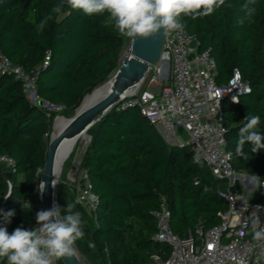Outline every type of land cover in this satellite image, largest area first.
Segmentation results:
<instances>
[{
    "label": "trees",
    "instance_id": "1",
    "mask_svg": "<svg viewBox=\"0 0 264 264\" xmlns=\"http://www.w3.org/2000/svg\"><path fill=\"white\" fill-rule=\"evenodd\" d=\"M246 2L225 0L211 15L195 20L183 16L181 22L196 37L197 49L208 50L215 60L218 83L225 82L233 68L248 82L250 90L238 102L223 103L225 147L234 171H251L264 181V149L252 153L246 143L237 152L238 132L247 115L260 116L258 128L264 132V0H256L257 12L251 19L243 10ZM57 3L0 0V52L24 71H37V95L62 104L63 113H72L86 93L118 68L115 49L127 37L103 25L107 13L88 16L65 5L60 14H52ZM48 15L53 19L38 30ZM22 88L12 75L0 74V154L14 163L13 171L0 170V227L9 233L17 227L31 230V217L41 211L39 176L47 127L56 115L46 118ZM86 133L90 140L78 169L88 173L96 208L89 213L76 204L70 187L68 198L60 189L56 197L62 214L67 204L85 214V236L76 247L86 260L145 264L150 254L166 252L167 246L153 239L157 226L153 213L161 197L169 209L170 228L179 236L197 226L207 229L220 223L226 202L218 193L227 181L215 178L188 145L167 144L138 107L113 108ZM231 188L241 191L238 185ZM12 210L15 215L8 223L4 213ZM0 264H7L6 258H0Z\"/></svg>",
    "mask_w": 264,
    "mask_h": 264
},
{
    "label": "built area",
    "instance_id": "2",
    "mask_svg": "<svg viewBox=\"0 0 264 264\" xmlns=\"http://www.w3.org/2000/svg\"><path fill=\"white\" fill-rule=\"evenodd\" d=\"M198 44L185 29L164 31L158 60L150 64L143 80L115 108L138 107L167 144L188 145L195 159L203 160L215 178L227 181V187L218 193L226 202V210L219 224L207 229L197 226L179 236L170 228L169 209L161 197L153 213L157 225L153 239L164 243L167 251L150 254L145 264H264V241L253 239L257 229L252 227L255 212L260 219L259 228H264V199L250 200L245 193L231 188L237 180L240 188L259 190L258 195L264 196V187H256L252 176L233 170L222 123L223 103L234 102L250 87L237 68L231 70L225 82L218 83L215 60L208 50L199 51ZM36 72L24 71L0 52V74H10L18 80L27 100L37 104L46 118L53 112L57 118L64 106L37 95ZM179 128L187 133V141L179 139ZM13 166L10 157L0 154V170L13 171ZM76 172L71 179L73 200L85 211L93 212L97 196L90 190L88 173L78 167ZM91 196L96 200H91ZM23 204L28 205V201ZM257 205L261 206L259 210ZM31 220V229L39 227L36 215Z\"/></svg>",
    "mask_w": 264,
    "mask_h": 264
},
{
    "label": "clouds",
    "instance_id": "3",
    "mask_svg": "<svg viewBox=\"0 0 264 264\" xmlns=\"http://www.w3.org/2000/svg\"><path fill=\"white\" fill-rule=\"evenodd\" d=\"M224 3L225 0H59L51 13L60 14L65 5L88 16L107 13L103 25L113 26L121 37L134 40L151 37L161 29L183 31V16H191L193 20L207 17ZM255 5L256 0H247L243 5L247 18L256 14ZM51 19L53 15L40 21L38 30H42ZM245 121L238 132L237 152H241L247 143L251 145L252 153H258L264 149V132L258 128L260 116L247 115ZM251 180L256 187H264L259 176L253 175ZM52 185L56 186L54 180ZM44 190L45 182L41 181L38 192L43 194ZM90 199L94 201L96 197ZM256 208L259 210L261 206ZM14 215V210L4 213L6 222L10 223ZM252 217V227L257 229L253 239L264 241V228H259L260 219L255 212ZM36 221L39 227L31 230L17 227L9 233L6 227H0V258H6L7 264H55L57 259L77 257L76 244L84 238L85 232L81 213L74 211L73 204H67L63 214L57 204L49 210L38 211Z\"/></svg>",
    "mask_w": 264,
    "mask_h": 264
},
{
    "label": "water",
    "instance_id": "4",
    "mask_svg": "<svg viewBox=\"0 0 264 264\" xmlns=\"http://www.w3.org/2000/svg\"><path fill=\"white\" fill-rule=\"evenodd\" d=\"M163 37L164 30L161 29L157 34L148 38L130 39L128 54L120 60L119 66L113 74L111 86L108 91L104 92L86 107L80 108L82 100L88 94L86 93L81 98L78 108H75L71 117L65 118L62 115L58 116L65 120V123L58 129L55 128L56 117L53 119L46 132L48 137L46 156L41 170L42 172L39 176V183L41 181L45 182L43 194L38 192V206L41 210H49L56 204L57 188L52 185V181L54 180L52 168L54 157L60 144L65 140H75L78 136L87 132L92 125L96 124L111 109L121 104L131 89L143 80L150 64L158 60ZM89 140L90 136L88 135L87 143ZM4 177L6 176L4 175ZM234 185H238L237 180L234 181ZM10 189L11 187L8 189V192H10ZM60 261L62 264H83L78 255L71 259L62 258Z\"/></svg>",
    "mask_w": 264,
    "mask_h": 264
},
{
    "label": "rangeland",
    "instance_id": "5",
    "mask_svg": "<svg viewBox=\"0 0 264 264\" xmlns=\"http://www.w3.org/2000/svg\"><path fill=\"white\" fill-rule=\"evenodd\" d=\"M129 44H130V39H124L123 42L115 49L116 53H117V58H118V62H120V60L122 58H125V55L128 54V49H129ZM114 74V72H113ZM113 74H111L110 76H113ZM109 76V77H110ZM80 102L78 103V105L76 106V108H78ZM74 111L72 113H63V110L60 111V115L64 116L65 118H69L73 115ZM51 125V124H50ZM62 126L58 125L57 129ZM49 128V125L48 127ZM88 135V134H87ZM177 135L179 137V139L181 141H187L188 140V135L187 133H185L182 129H178L177 130ZM87 142L83 143L81 140H78V142L75 144L73 150L71 151V153L69 154V156L66 158V160L63 163V167H62V171L60 176L57 179V184H56V193L58 191V189H60L61 193L66 196L68 198L69 195V189L67 188H71V179L74 175V173H77V167L80 161V158L82 157V153L83 150L85 148ZM57 204V201H56ZM78 256L81 260V262L83 264H97L96 262H90L88 260H86L84 257L80 254V252H78ZM59 264L60 260H59Z\"/></svg>",
    "mask_w": 264,
    "mask_h": 264
},
{
    "label": "bare ground",
    "instance_id": "6",
    "mask_svg": "<svg viewBox=\"0 0 264 264\" xmlns=\"http://www.w3.org/2000/svg\"><path fill=\"white\" fill-rule=\"evenodd\" d=\"M112 77L113 76L108 77L104 82L98 85L95 88V90L88 93L82 100L80 104V108L86 107L88 104H90L91 102L96 100L98 97H100L104 92L108 91V89L111 86ZM64 123H65V120L62 117H57L55 120V128L57 129L58 125H61V124L63 125ZM78 140H81L83 143L87 142L88 140L87 133L85 132L81 134L75 140H65L58 147L56 154H55L56 156L54 157L53 168H52V176L56 184H57V179L61 174L63 163L66 160V158L69 156L71 151L73 150Z\"/></svg>",
    "mask_w": 264,
    "mask_h": 264
},
{
    "label": "crops",
    "instance_id": "7",
    "mask_svg": "<svg viewBox=\"0 0 264 264\" xmlns=\"http://www.w3.org/2000/svg\"><path fill=\"white\" fill-rule=\"evenodd\" d=\"M239 173H243L244 175L246 174V175H250V176H253V175H255L253 172H251V171H246V170H241V171H238ZM241 189V192L242 193H245L246 195H247V197H248V199H250V200H256L257 198H258V196H260V195H258V193L257 192H255V191H247V190H244V189H242V188H240ZM74 211H79L80 213H81V216H82V220H83V222H84V224H83V229L85 228V225L87 224L86 222H87V220H86V217H85V214L83 213V211L82 210H80V209H78V208H74ZM92 253H94V250H91V254ZM94 255V254H93Z\"/></svg>",
    "mask_w": 264,
    "mask_h": 264
}]
</instances>
